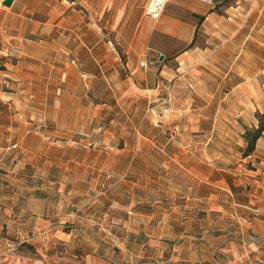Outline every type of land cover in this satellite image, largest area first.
<instances>
[{
  "label": "crops",
  "instance_id": "crops-1",
  "mask_svg": "<svg viewBox=\"0 0 264 264\" xmlns=\"http://www.w3.org/2000/svg\"><path fill=\"white\" fill-rule=\"evenodd\" d=\"M60 3L87 10L89 56L112 96L96 107L77 88L56 90L48 129L41 113L18 111L36 99L0 92V264H221L218 233L229 204L264 217V131L244 153L246 130L264 114V0H165L155 15L151 0ZM112 105L121 109L116 135L125 139L112 148L115 131L105 133L104 153L149 151L140 165L152 170V182L166 169L184 170L180 182L192 184L172 196L167 214L151 211L144 221L148 214L107 195L96 208L95 161L71 153L79 133L95 131L96 109ZM55 135L65 144L49 141ZM134 163L109 159L103 168ZM260 222L264 232V220L252 225Z\"/></svg>",
  "mask_w": 264,
  "mask_h": 264
},
{
  "label": "rangeland",
  "instance_id": "rangeland-1",
  "mask_svg": "<svg viewBox=\"0 0 264 264\" xmlns=\"http://www.w3.org/2000/svg\"><path fill=\"white\" fill-rule=\"evenodd\" d=\"M58 1L14 0L13 5L7 7L0 0V92L6 97L15 94L19 98L27 96L36 99L35 103L20 104L18 111H29L36 115L41 113L42 124L46 118L48 129L54 128L52 119L55 117L56 90L61 88L68 91L77 88L79 95L94 100L96 107L104 98L112 96L108 87L109 81L105 82L102 78L103 68L94 65L92 57L89 56L94 36H90V18L87 10L79 6L76 13L70 7L63 6L61 0ZM75 20L77 23L71 26V21ZM113 90L115 95H118V90L114 87ZM40 98L42 104H38ZM110 108L96 109L97 118L93 122L95 131L89 135L79 133L73 142L79 147L78 152L71 153L80 161L86 157L95 161L93 176L97 183L94 193L99 194H96V208L103 207L107 195V198L112 200L110 203L115 206L121 203L131 211L148 214L144 221H149L151 211L158 210L160 215L167 214L174 205L172 196L191 192L192 184L185 185L180 182L183 180L184 170L166 169L159 170L158 184L152 182V170L140 165L150 161L149 151L119 155L104 153L101 147L105 133L115 131V136L111 137L109 142L112 148L121 149L125 139L116 135L121 122L118 118L121 109L117 105ZM108 118L115 119V125H110ZM104 138L108 139V135ZM128 140L135 143L134 137H129ZM49 141L65 144L66 138L55 135L51 136ZM87 147L93 150L87 152ZM71 154L65 153L64 158ZM131 158L139 163L119 171L117 168H103L109 159L127 161ZM247 169L252 167L249 165ZM77 171L78 177L87 176L86 169L80 168ZM174 176L179 183L170 178ZM209 192L208 188L207 193ZM225 193L227 192L224 191ZM156 199H159L158 203ZM229 205L224 217L220 219L223 228L218 233L220 250L217 255L224 259L221 264H230L226 259H230L233 264H264L263 223L260 222V227L257 224L252 225L254 218L263 221L264 217L256 216L246 208H242L243 213H239L240 209L236 211L237 206ZM78 207L82 210L88 206L84 203ZM72 210L75 211L76 207H72ZM209 235L214 238V234ZM127 236L128 239H135L139 234L128 233Z\"/></svg>",
  "mask_w": 264,
  "mask_h": 264
},
{
  "label": "trees",
  "instance_id": "trees-1",
  "mask_svg": "<svg viewBox=\"0 0 264 264\" xmlns=\"http://www.w3.org/2000/svg\"><path fill=\"white\" fill-rule=\"evenodd\" d=\"M258 124L253 129L246 130L244 137L247 141L245 154L251 153L255 148L256 140L262 135L264 131V114H257Z\"/></svg>",
  "mask_w": 264,
  "mask_h": 264
},
{
  "label": "built area",
  "instance_id": "built-area-1",
  "mask_svg": "<svg viewBox=\"0 0 264 264\" xmlns=\"http://www.w3.org/2000/svg\"><path fill=\"white\" fill-rule=\"evenodd\" d=\"M165 0H151L150 8L148 12L152 15L157 14V12L162 8ZM152 7V8H151ZM143 65V63H141Z\"/></svg>",
  "mask_w": 264,
  "mask_h": 264
},
{
  "label": "water",
  "instance_id": "water-1",
  "mask_svg": "<svg viewBox=\"0 0 264 264\" xmlns=\"http://www.w3.org/2000/svg\"><path fill=\"white\" fill-rule=\"evenodd\" d=\"M13 0H3L2 4L5 6H10Z\"/></svg>",
  "mask_w": 264,
  "mask_h": 264
},
{
  "label": "bare ground",
  "instance_id": "bare-ground-1",
  "mask_svg": "<svg viewBox=\"0 0 264 264\" xmlns=\"http://www.w3.org/2000/svg\"><path fill=\"white\" fill-rule=\"evenodd\" d=\"M158 1V0H157ZM152 8V7H151Z\"/></svg>",
  "mask_w": 264,
  "mask_h": 264
}]
</instances>
